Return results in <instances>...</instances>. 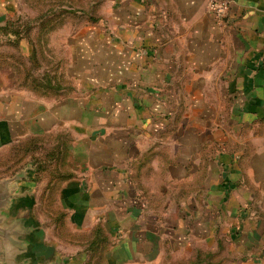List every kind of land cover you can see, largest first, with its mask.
Instances as JSON below:
<instances>
[{
  "label": "crops",
  "instance_id": "1",
  "mask_svg": "<svg viewBox=\"0 0 264 264\" xmlns=\"http://www.w3.org/2000/svg\"><path fill=\"white\" fill-rule=\"evenodd\" d=\"M32 3L0 0V26ZM230 3L219 21L206 0H62L76 14L38 52L66 83L38 94L0 67V154L66 144L56 200L72 233L104 227L105 264H264V0ZM19 172L6 215L28 231L5 262L85 264L40 212L49 179Z\"/></svg>",
  "mask_w": 264,
  "mask_h": 264
},
{
  "label": "trees",
  "instance_id": "2",
  "mask_svg": "<svg viewBox=\"0 0 264 264\" xmlns=\"http://www.w3.org/2000/svg\"><path fill=\"white\" fill-rule=\"evenodd\" d=\"M30 1L33 2L34 16L18 17L0 26L1 38H5L6 43L14 50L13 54L11 53L7 56L0 55V67L11 69L14 72L15 83L19 87L32 90L38 94H44L51 90L57 91L60 83L65 80L63 76L54 72L49 66H44L42 79H39L38 76L33 77L31 75V70H38L35 69L40 58L38 45L42 43L44 35H48L63 25L65 12L70 13L68 16L76 13L75 11L59 10V8L54 7L57 2H61L62 0ZM85 14L90 15L89 13ZM34 31L38 34L36 37L37 42L35 43L34 39L30 41L32 46L34 47L36 45L37 48L35 47L32 55L26 58V63L29 66L32 65L26 69L25 57L18 51V39H30ZM10 34L14 35L16 40L7 38ZM31 78L34 79V83L28 81ZM47 147L41 138L20 143L8 151L9 153L12 151L13 157L9 161L10 163L13 162L11 166L8 164L7 167H13L15 171L22 166L27 158L35 160L38 171L37 178L39 177L41 179L42 176H45L49 179L48 185L40 197V212L50 220L51 225L54 227L55 235L64 242L78 243L74 245L84 247V251L87 254L85 264H105L110 238L104 227L97 225L89 234L76 235L68 227L66 213L60 207H54L58 187L64 181L72 179L74 174L67 168L68 152L66 144L62 143Z\"/></svg>",
  "mask_w": 264,
  "mask_h": 264
},
{
  "label": "water",
  "instance_id": "3",
  "mask_svg": "<svg viewBox=\"0 0 264 264\" xmlns=\"http://www.w3.org/2000/svg\"><path fill=\"white\" fill-rule=\"evenodd\" d=\"M20 173L0 181V264H8L5 258L11 253V248H22L25 244L24 237H27L28 230L25 232L19 229L16 223H10L6 215L14 199L18 197V188L13 182L21 178Z\"/></svg>",
  "mask_w": 264,
  "mask_h": 264
},
{
  "label": "rangeland",
  "instance_id": "4",
  "mask_svg": "<svg viewBox=\"0 0 264 264\" xmlns=\"http://www.w3.org/2000/svg\"><path fill=\"white\" fill-rule=\"evenodd\" d=\"M7 41H6V39L5 38H1L0 37V55H3V56H7V55H9V54H13L14 53V50H13V48H11L10 46H9V44H7L6 43ZM42 52V51H41ZM24 61H25V64H26V69L27 68H30V66H32V65H28V63H26V61H27V59L26 58H24ZM45 64L46 65H52V64H54V58H48V57H44L43 56V54H41V56H40V58H39V62L37 63V65H36V67H35V69H38V70H31L32 71V73H31V75L34 77V76H38V78L39 79H42L43 77H42V75H43V69H44V66H45ZM28 66V67H27ZM34 71V72H33ZM39 76H41V77H39ZM34 79L33 78H31V79H29L28 81H30L31 83H34V81H33ZM29 82V83H30ZM63 83H66V81H64ZM12 152V151H11ZM9 153V152H6V153H2V154H0V180H2V179H6V178H12L13 176H15L17 173H19V171L24 167V166H26L28 163H30L32 160L31 159H26L24 162H23V164H22V166L20 167V168H18L17 170H13V167L12 168H8L7 166H8V164H10L9 166H11L12 165V162L10 163V159L13 157V154L12 153ZM28 160H30V161H28ZM19 165V164H18ZM54 199H55V196H54ZM54 203H55V201H54ZM54 207L55 208H59V205H58V201L56 200V203H55V205H54ZM49 243H51V244H47L48 246H50V245H53V246H55L56 247V250L57 251H59V252H62V251H64L65 249H64V247L62 246V245H58V244H52V243H54L53 241H51V242H49ZM179 250L181 251V253L182 254H186L187 255V253L186 252H184L183 251V249L181 248V247H179ZM71 251V250H70ZM71 252H73V253H70L71 255H74V256H77L78 254H76L75 253V251H71ZM80 256H78V258H79ZM81 261V262H80ZM80 261H78V262H80V263H77V264H82V261L83 260H80Z\"/></svg>",
  "mask_w": 264,
  "mask_h": 264
},
{
  "label": "built area",
  "instance_id": "5",
  "mask_svg": "<svg viewBox=\"0 0 264 264\" xmlns=\"http://www.w3.org/2000/svg\"><path fill=\"white\" fill-rule=\"evenodd\" d=\"M209 10L219 21L223 20L229 12L230 0H206Z\"/></svg>",
  "mask_w": 264,
  "mask_h": 264
}]
</instances>
